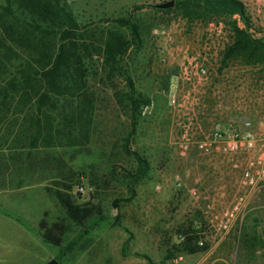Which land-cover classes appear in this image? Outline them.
Returning a JSON list of instances; mask_svg holds the SVG:
<instances>
[{
    "label": "rangeland",
    "instance_id": "1",
    "mask_svg": "<svg viewBox=\"0 0 264 264\" xmlns=\"http://www.w3.org/2000/svg\"><path fill=\"white\" fill-rule=\"evenodd\" d=\"M162 1L166 0H72L78 20L89 25L90 29L110 28L113 24L110 18L131 16L139 26L141 46L129 49L120 63V72L116 71L112 77L94 57L90 65L89 87L95 110L84 144L68 146L58 143L51 148L19 151L12 150L7 144L4 148V157L27 160L26 166L18 171L17 188V173L3 174L4 181L14 180L4 190H11L8 198L18 205V217L27 219L28 222H24L36 230L41 220L48 228L56 222L62 223L67 227L62 248L73 244L70 250L60 251V248L44 242L36 231L35 236L28 231L26 238L19 227L11 226L10 221L8 225L2 222L0 264H45L54 257H59L61 264H135L133 260L137 259L129 254L140 250L139 239L148 228V233L160 236L157 243L150 244L153 259L163 262L169 251L173 256H179L175 248L178 230L181 227L191 229L195 218L204 225L212 239L228 238L232 242L230 264H264V189L251 196L243 219L236 221L225 235H218L209 221L222 214L226 207L217 210L216 206H205V217L200 198L188 195L182 179V189L176 188L179 177L176 170L185 165L176 147V135L179 134V122L187 120L181 121L184 115L178 112V107L167 103L169 77L179 73L188 59L205 65L207 78L212 76L232 40L229 23L223 18L190 20L176 9L156 11L146 6ZM256 6L261 21L252 24L251 29L254 33H264V4ZM246 11L249 14L247 8ZM235 17L239 18L238 15ZM219 24L226 28L224 37L217 35ZM154 28L160 33H154ZM206 42L211 44L209 52L203 49ZM189 43L194 45L184 52L188 57L180 65L169 61L164 47ZM158 47L163 50L162 56ZM240 71L237 83L232 78L235 74L228 71L229 90L236 93V104L232 99L228 106L237 120L249 118L252 126L257 127L259 119L264 116V63ZM125 76H129L136 90L153 103L149 114L139 113L134 126L127 101L123 99L129 90ZM149 88L152 94L147 93ZM235 119L233 117L226 123ZM155 137L161 139L159 144L152 142ZM126 139L131 150L146 156L150 167L147 178L131 182L124 177L125 171L135 167L133 158L123 151ZM148 140H152L151 143L147 144ZM130 183L133 192L128 188ZM81 184L83 191L78 189ZM55 191L92 207L89 221L83 226L71 224L54 196ZM242 192L240 189L237 195ZM116 200L119 202L114 207ZM25 213H28L27 217ZM126 239H129L127 245L124 244ZM123 247L126 255L121 253Z\"/></svg>",
    "mask_w": 264,
    "mask_h": 264
},
{
    "label": "trees",
    "instance_id": "2",
    "mask_svg": "<svg viewBox=\"0 0 264 264\" xmlns=\"http://www.w3.org/2000/svg\"><path fill=\"white\" fill-rule=\"evenodd\" d=\"M71 2L0 0V123L5 124L0 137L12 150L51 148L58 143L84 144L95 110L89 87L94 57L112 77L116 71L120 72V63L129 49L141 46L140 29L131 16L110 18L113 23L110 28L90 29L78 20ZM146 6L156 11L176 9L190 20L223 18L229 23L233 41L225 48L222 61L264 63V38L249 32L252 22L240 0H174V5L166 9L155 8L153 4ZM235 15L244 27L237 26ZM125 77L129 90L123 99L127 101L134 126L141 106L150 100L136 90L129 76ZM118 101L122 103L121 99ZM8 138H11L9 142ZM123 151L135 162L134 169L125 171L124 177L131 182L147 178L150 167L146 156L131 150L128 139ZM132 186L130 183V192ZM54 196L71 224L83 226L89 221L92 207L77 203L63 192L55 191ZM118 202L114 201L113 206L117 207ZM22 223L60 251L71 249L73 243L62 248L66 225L56 222L48 228L41 220L36 230ZM181 228L178 234L184 239L175 246L179 255L207 249L205 242L197 244L194 230ZM121 253L126 255L124 247ZM135 255L153 264L146 254L135 252ZM172 256L169 251L166 259ZM54 258L59 261V257Z\"/></svg>",
    "mask_w": 264,
    "mask_h": 264
},
{
    "label": "crops",
    "instance_id": "3",
    "mask_svg": "<svg viewBox=\"0 0 264 264\" xmlns=\"http://www.w3.org/2000/svg\"><path fill=\"white\" fill-rule=\"evenodd\" d=\"M240 1L249 11V17L252 24L255 25L256 21H261V18L258 15V6L256 5L264 4V0ZM235 19L239 28L244 27L243 22L239 18L235 17ZM223 30L224 35L227 34L225 27H223ZM249 32H252L255 37H264V33H254L252 29H249ZM230 40L233 41V38ZM192 45L194 44L189 43L186 45H174L164 47V49L169 55V61L180 65L183 59L188 57V54L184 52L188 50V47H192ZM222 59L223 58L221 57L218 61L216 67L217 70L214 74H212V76H209L203 81L193 80L188 83L182 82L178 86L177 104L175 106L178 107V112H181V114L184 115L181 121L188 120L189 118L193 119V135L196 138L211 130L216 123H220L222 125L227 124L226 121H231L233 117L234 119L236 118L234 121L243 119L240 118L237 120V116H234L235 113L232 112L228 106V102L232 99H234L236 104V93L229 90L228 71L235 74L232 78H235L234 82L236 81L235 83H237L240 80V75L238 74L241 72L240 69H247L249 66H255V64H243L240 59H227L224 61H222ZM173 75H170L169 82L171 81ZM236 77H238V79ZM148 92L150 94L153 93L151 88L147 90V93ZM259 120L260 122H258V126H252L251 130L262 135L264 134V116ZM4 125L5 124L0 123V131L1 128L3 129ZM180 132L181 124L179 122V134L176 135L177 148ZM10 140L11 138H8L6 141L9 142ZM151 141L152 140H148L147 144L151 143ZM160 141L161 139L159 137H155L152 142L159 144ZM7 144L9 143H5V140L2 138L0 139V211H2V214L0 213V223L3 222V224L8 225V221H10L9 223L11 226L19 227L20 233L23 232V235H25L26 238L27 233H29L28 231H31L33 236H35V232L28 229L26 225L22 223L24 221L28 222L27 219H21L18 217V205L15 203L13 204L12 200L8 198L11 190H4L6 186H9V182L11 184L14 181L12 179L4 181V172L8 173L10 171H15L17 173L15 178V188H17L16 186H18L19 182L18 171L26 166L25 164H27V160L25 158L19 160L18 158H12L9 156L4 157L3 150H5L4 148ZM178 153L181 155L179 148ZM181 156L182 159L185 160V165L179 166L176 170L177 175L180 177H178L177 180H180L181 182L183 180L187 189H193L197 192L198 198H193H200L199 202L203 206L201 207L202 211L205 206L209 205L212 208L216 206L217 210H222L225 207L227 208L240 189L244 192V188L240 183L238 174L230 171L228 160L224 155L220 153L205 155L200 153L196 147L192 145L187 153ZM237 160L241 165H243L245 157L238 156ZM184 183L182 182L183 185ZM155 187L157 189L159 188L157 185ZM14 210H16V213H14ZM10 211L12 212L9 214ZM25 216L27 217L28 213H25ZM191 229H193L198 235V240H202L203 243L205 242L208 246L205 251L193 254H183L177 257L174 255L170 259H166L163 262H156L150 252L152 249L150 244L157 243L160 236L156 233H148L150 230V228H148L147 232L142 234L139 239L141 242L140 250L131 251L129 256L133 259H137V261L133 260L135 264H147L146 259L135 255V252H138L139 254H146L152 260L153 264H174V262L175 264H230V250L232 242L228 238L227 240L226 238H219L217 240L212 239L211 236L207 234L204 225L196 220V218L191 222ZM176 242L178 243V239ZM177 258H180V260L176 262Z\"/></svg>",
    "mask_w": 264,
    "mask_h": 264
},
{
    "label": "built area",
    "instance_id": "4",
    "mask_svg": "<svg viewBox=\"0 0 264 264\" xmlns=\"http://www.w3.org/2000/svg\"><path fill=\"white\" fill-rule=\"evenodd\" d=\"M154 33H160V30L154 28ZM217 35L224 37L222 24L218 25ZM162 56L163 50L157 48ZM204 51H210L211 44H204ZM208 76V68L195 59L187 60V64L172 76L167 89V103L169 106L177 104V91L180 83H188L193 80H205ZM153 103L144 104L140 108L141 115H147L152 111ZM179 141L177 143L180 154L184 155L190 146L194 145L196 149L205 155L220 153L228 160V166L231 172L238 174L244 192L238 194L230 205L220 215L210 219V227L218 235L228 233L236 221H241L246 215L250 198L264 189V134L260 135L251 130V120L243 118L239 121H233L229 124L216 123L211 130L198 136L193 135V119L189 118L182 122ZM245 157V162L241 165L237 157ZM177 189H182L183 184L180 180L176 183ZM84 190L83 184L78 188ZM187 193L192 197L198 198V194L193 189H187ZM209 207V206H207ZM203 214L207 215L206 207ZM178 242L184 239L183 235H178ZM198 245H203L199 240ZM180 260L177 258L176 261Z\"/></svg>",
    "mask_w": 264,
    "mask_h": 264
},
{
    "label": "water",
    "instance_id": "5",
    "mask_svg": "<svg viewBox=\"0 0 264 264\" xmlns=\"http://www.w3.org/2000/svg\"><path fill=\"white\" fill-rule=\"evenodd\" d=\"M173 5H174V0H166L153 4V6L158 9H166L172 7ZM45 264H61V263L56 258H51Z\"/></svg>",
    "mask_w": 264,
    "mask_h": 264
}]
</instances>
